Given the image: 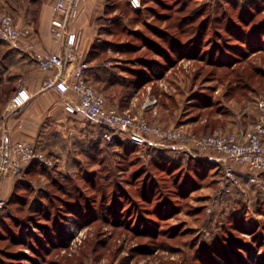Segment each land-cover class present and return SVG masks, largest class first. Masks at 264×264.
Segmentation results:
<instances>
[{
	"label": "rangeland",
	"instance_id": "rangeland-1",
	"mask_svg": "<svg viewBox=\"0 0 264 264\" xmlns=\"http://www.w3.org/2000/svg\"><path fill=\"white\" fill-rule=\"evenodd\" d=\"M109 4L95 47L97 62L113 71L91 82L106 99L194 136L261 121L264 0ZM240 30L255 31L260 50L238 48ZM172 39L182 53L170 49H179ZM141 70L144 81L134 85ZM115 140L67 166L46 152L54 166L31 172L0 210V264H264V182L240 189L215 163H154L152 152Z\"/></svg>",
	"mask_w": 264,
	"mask_h": 264
},
{
	"label": "crops",
	"instance_id": "crops-1",
	"mask_svg": "<svg viewBox=\"0 0 264 264\" xmlns=\"http://www.w3.org/2000/svg\"><path fill=\"white\" fill-rule=\"evenodd\" d=\"M53 2L54 0H0V8L12 14L18 25L32 29V39L39 51L45 54L57 51L63 56L66 55V75L70 74L79 60L90 63L91 67L87 72L90 82L96 80L98 74L101 75L103 71H107L106 74L109 75L113 71L111 64L97 62L98 52L95 47V40L102 36L103 25L99 21L106 14L107 0L83 1L80 15L75 22V29L80 34L79 44L67 54L61 45L56 43L51 32V21L55 16ZM130 3L132 4L131 1ZM55 73L56 70L41 69L34 58L17 47L0 41V90L3 87H11L12 93L8 99H2L0 94V136L5 141L7 154H10V147L16 142L28 141L55 157L59 165L62 163L67 166L72 165L71 161L75 162V158L105 141L100 126L91 122L82 112H69L62 95L44 89L48 77ZM20 88L26 89L31 94V99L15 109L11 103ZM107 102L121 110L129 109L120 102L112 103L109 99ZM139 148L152 152L155 157L159 155L174 162H181L186 157L193 156L158 147ZM194 157L215 163L221 169L226 168L224 155L219 152L210 150ZM236 169L240 176L248 175L243 168ZM28 177L29 174H15L12 171L2 174L0 203L2 202L3 206L10 200L17 182L21 179L28 180ZM261 179L259 183L264 182V177Z\"/></svg>",
	"mask_w": 264,
	"mask_h": 264
},
{
	"label": "built area",
	"instance_id": "built-area-1",
	"mask_svg": "<svg viewBox=\"0 0 264 264\" xmlns=\"http://www.w3.org/2000/svg\"><path fill=\"white\" fill-rule=\"evenodd\" d=\"M83 1L53 2L55 16L51 21V32L65 54L76 49L79 44L80 34L75 29V22L80 15ZM32 35L30 27L18 25L12 14L0 8V41L9 43L34 58L41 69L56 70L46 80L44 89L62 95L69 112H82L91 122L100 126L106 141L111 142L120 137L140 147L171 149L193 156L210 150L219 152L224 155L227 182L240 189L244 181L257 184L264 177V99L260 100L261 121L252 129L238 133L194 136L177 128L149 124L147 120L138 118L128 110L108 104L106 97L87 79V72L91 67L89 62L79 60L70 74L66 75V55L63 56L57 51L42 53ZM30 99L31 94L20 88L11 104L15 109L20 108ZM31 163L44 167L54 166L51 157L28 141L16 142L10 147V154H7L5 141L0 136V178L9 171L21 174L25 166ZM237 167L243 168L248 175L240 176ZM2 206L1 202L0 207Z\"/></svg>",
	"mask_w": 264,
	"mask_h": 264
},
{
	"label": "trees",
	"instance_id": "trees-1",
	"mask_svg": "<svg viewBox=\"0 0 264 264\" xmlns=\"http://www.w3.org/2000/svg\"><path fill=\"white\" fill-rule=\"evenodd\" d=\"M251 1V0H250ZM237 2V1H236ZM239 2H241V1H239ZM244 2V1H243ZM252 2H260V0H252ZM110 7H111V5L109 4V0H107V6H106V12H109V9H110ZM245 22V20H243L242 21V23H244ZM239 27V26H238ZM237 33L238 34H241V37H239L240 38V41L242 42L241 44H243L244 46H241V47H238V48H240L241 50H244V49H248V51H250V52H254V51H258V50H260V46H259V41H257L256 40V32L255 31H251V32H244V31H242V30H240L239 32H234V35H237ZM173 40V39H172ZM173 46H178L179 47V49L177 48V47H175V48H173L171 45H169V47H170V49H174L175 51H178V53H182V48H183V46H182V43L180 42V41H178V40H173V42L171 43ZM231 47H234V45L233 46H231ZM236 47H237V45H236ZM159 50V53L161 54V56H163L165 59L167 58V56H168V54H167V52H168V50H167V48H164V46H159V48H158ZM148 63L146 64V66L148 67ZM150 66V65H149ZM149 68V67H148ZM144 71L145 70H141V72H143L142 73V76L141 77H138L137 79L135 78V80H134V85H136V84H138V83H142V81H144V77H143V74H145L144 73ZM147 74H149L148 72H146ZM114 106V105H113ZM115 141H117V142H119L120 144H124V145H126V147L127 148H132V149H136V150H138L139 151V146H137V145H135V144H132V143H130L129 141H127L126 139H124V138H120V137H117L116 138V140ZM105 142H109V141H106L105 140ZM109 143H111V142H109ZM157 157H154L155 159L152 161V162H154V163H159V161H161V160H159V158H158V156L159 155H156ZM160 157V156H159ZM210 164V162L209 161H207V160H202L201 158H199V157H194V156H190V158H188V160H187V164H188V166H194V167H197V166H200V164ZM37 168H39V169H43L44 167L42 166V165H40V164H38V163H31V164H29V165H27V166H25V168H24V170H23V172L21 173V174H29L30 175V173L31 172H33L34 170H36ZM29 183V179L27 180V179H21V180H19L18 182H17V185H16V189H15V191H14V193L12 194V196H11V198H10V200L9 201H12V200H14L15 198H16V196H17V194H18V188L22 185H26V184H28ZM73 212H76V208L75 207H73ZM42 230V229H41ZM32 233V238H34L35 240H36V236H37V234H36V232H34V231H32V232H30V234ZM36 242H37V244H40L41 246H44L43 245V243H42V239H38V240H36ZM29 247L33 250H35L36 249V247L34 246V244H29Z\"/></svg>",
	"mask_w": 264,
	"mask_h": 264
}]
</instances>
